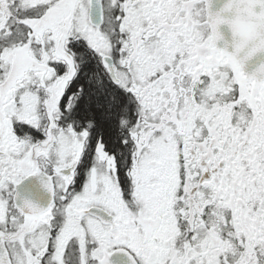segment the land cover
<instances>
[{
    "label": "snow or ice",
    "instance_id": "1",
    "mask_svg": "<svg viewBox=\"0 0 264 264\" xmlns=\"http://www.w3.org/2000/svg\"><path fill=\"white\" fill-rule=\"evenodd\" d=\"M0 264H264V0H0Z\"/></svg>",
    "mask_w": 264,
    "mask_h": 264
}]
</instances>
